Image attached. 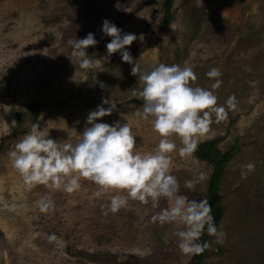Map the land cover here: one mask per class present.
I'll return each mask as SVG.
<instances>
[{
    "label": "rangeland",
    "instance_id": "rangeland-1",
    "mask_svg": "<svg viewBox=\"0 0 264 264\" xmlns=\"http://www.w3.org/2000/svg\"><path fill=\"white\" fill-rule=\"evenodd\" d=\"M162 14V0H0V264H192L177 246L178 226L152 222L160 209L130 201L127 209L105 215L111 194L97 197L93 183L82 180L73 194L44 186L29 191L11 167L9 151L32 127V100L40 103L36 124L61 144L79 140L102 99L117 102V111L97 122L129 123L142 152L158 144L151 120L135 114L143 104L133 92L142 84L131 65L116 53L85 70L72 55L67 42L89 32L99 41L86 50L89 58L107 55L105 19L122 34L143 35L128 48L142 68L187 64L198 77L193 86L210 90L214 80L206 73L213 67L222 72L214 90L218 104L235 95L237 109L213 123L201 141L218 137L220 153L232 149L216 186L222 207L217 229L226 237L222 244L211 237L199 264H264V0H172L165 29L158 27ZM172 158L180 194L207 198L211 163L195 154ZM249 162L255 171L242 178ZM200 173L206 178L194 191L184 187ZM41 198L54 201V211L40 213ZM167 207L162 198L160 208Z\"/></svg>",
    "mask_w": 264,
    "mask_h": 264
},
{
    "label": "clouds",
    "instance_id": "clouds-1",
    "mask_svg": "<svg viewBox=\"0 0 264 264\" xmlns=\"http://www.w3.org/2000/svg\"><path fill=\"white\" fill-rule=\"evenodd\" d=\"M102 32L111 37L106 44L107 55L102 59L89 58L87 49L99 43L93 33L85 38L70 39L72 55L79 58L81 69H96L102 61H109L113 54L119 53L122 62L131 65V75L138 77L142 90L138 95L143 101L142 111L137 109L136 116L144 121L151 120L153 131L159 136L156 147L151 152L138 149L136 135L129 123L119 120L113 124L97 122L117 111V102L102 99L101 105L89 112L86 126L76 143H59L49 137L38 124L19 138L8 156L11 167L21 178L29 191L37 186L73 194L81 188V181L87 180L97 186V197L111 194L108 203L102 207L108 213L117 214L129 207L130 201L141 205H151L160 209L151 217L153 223L176 225L173 235L180 253L189 257L203 254L211 245L201 242L205 233L216 238V243H224L226 233L218 231L215 218L211 214L209 201L190 200L180 194V183L172 174V154L181 159L190 158L196 152L199 142L211 131L213 123L219 124L228 119L229 111L237 109L235 95L227 98L223 105L218 104L214 90L221 87L222 72L211 68L206 76L213 79L211 90L193 86L198 77L187 64L166 65L159 63L151 70L142 68L128 48L134 41H143V35L125 33L114 23L105 19ZM108 105V107H104ZM16 123L13 120L12 125ZM179 140L180 147H177ZM246 169L247 171H244ZM251 162L242 166L241 176L254 172ZM200 173L186 180L184 187L194 191L198 183L205 180ZM166 199L170 207L160 208L161 199ZM38 211L48 214L54 211L51 199L41 198L36 202ZM49 241L57 239L55 234Z\"/></svg>",
    "mask_w": 264,
    "mask_h": 264
},
{
    "label": "trees",
    "instance_id": "trees-1",
    "mask_svg": "<svg viewBox=\"0 0 264 264\" xmlns=\"http://www.w3.org/2000/svg\"><path fill=\"white\" fill-rule=\"evenodd\" d=\"M172 0H162V9L163 14L161 16V19L158 23V27L160 29L167 28L169 24V9L171 6ZM138 103L143 104L142 99L138 100ZM40 107V103L36 100H32L27 104V111L30 115V125L36 124L37 120V109ZM22 116L21 113H16V118L19 119ZM13 132V131H12ZM219 138H213L210 140H205L199 142L198 148L196 152L194 153L196 157L199 159H203L206 161H209L211 163V172L209 174L208 180H207V200L212 206V215L215 218L216 226H218L219 219L222 212V207L219 204L218 197L216 195V186L217 182L221 176L223 165L232 155V149L228 148L224 150L223 152H219L216 148V143L218 142ZM211 236H209L205 230L204 235L201 238V242L207 241L210 243ZM206 252V251H205ZM205 252L201 255H195L191 257L192 264H199L203 256L205 255Z\"/></svg>",
    "mask_w": 264,
    "mask_h": 264
}]
</instances>
